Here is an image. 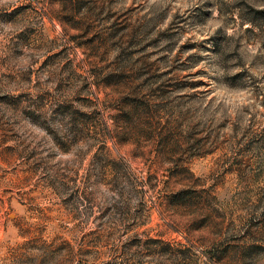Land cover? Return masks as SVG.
Returning a JSON list of instances; mask_svg holds the SVG:
<instances>
[{
	"label": "rangeland",
	"instance_id": "obj_1",
	"mask_svg": "<svg viewBox=\"0 0 264 264\" xmlns=\"http://www.w3.org/2000/svg\"><path fill=\"white\" fill-rule=\"evenodd\" d=\"M0 264H264V0H0Z\"/></svg>",
	"mask_w": 264,
	"mask_h": 264
}]
</instances>
